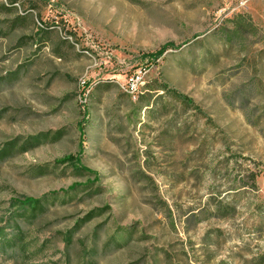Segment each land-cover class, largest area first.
<instances>
[{"label": "rangeland", "instance_id": "1", "mask_svg": "<svg viewBox=\"0 0 264 264\" xmlns=\"http://www.w3.org/2000/svg\"><path fill=\"white\" fill-rule=\"evenodd\" d=\"M166 85L200 111L140 109ZM10 142L6 234L12 199L60 193L22 219L33 255L0 264H254L264 0H0V153ZM79 154L97 178L60 161ZM74 184L87 185L61 193Z\"/></svg>", "mask_w": 264, "mask_h": 264}, {"label": "trees", "instance_id": "2", "mask_svg": "<svg viewBox=\"0 0 264 264\" xmlns=\"http://www.w3.org/2000/svg\"><path fill=\"white\" fill-rule=\"evenodd\" d=\"M169 47L177 49L180 46L169 44L167 46H164L159 51L149 54L148 57H154V59H158L164 54L165 49ZM162 90L163 93L157 95L154 102H151V98L153 97V95L145 94V93L139 94L138 96L139 101H142L145 98L148 99L146 104L140 106V109L146 107V109H149V112H152L153 107L155 103H157V101L163 100L165 98H171L174 100V102L179 103L185 109L193 108L196 111H200V108L195 104L193 99L179 92L178 90L171 88L167 85L164 86ZM87 117L88 115H85V118ZM16 145H17L16 142H10L7 145V147L2 148L0 153L1 158L4 160L7 157H10V155L14 153L15 151L14 149ZM60 161L63 163L67 162L73 165L76 169L81 170L85 173L95 175L96 176L95 178H97L98 176L96 172L86 167L82 163L81 154L69 155L64 157ZM88 184H90V182ZM86 185L87 184H74L69 189L62 190L61 193L68 194L70 191L76 190L78 187H82ZM59 193L60 192H50L49 194L45 195L43 198L17 197L12 199L14 210L12 211L11 215L7 220V226L12 227V234L8 236L5 232L6 227H0V252L6 253L8 257H10L16 262H22L28 260V258L33 255V252H35L36 249L34 248V246L32 248V245L26 242L27 232L23 228L22 219H27V215H31L33 218H36L39 215L43 214L48 208L47 206L49 201L52 200L54 202L58 196L57 194ZM73 234H74L73 231L67 232L68 244L72 240ZM253 262L254 264H264V255H260L257 258H254Z\"/></svg>", "mask_w": 264, "mask_h": 264}, {"label": "built area", "instance_id": "3", "mask_svg": "<svg viewBox=\"0 0 264 264\" xmlns=\"http://www.w3.org/2000/svg\"><path fill=\"white\" fill-rule=\"evenodd\" d=\"M139 79H140V76H139V75H136V76H135V81H134V78H133L132 86H130V89H131V91H132L133 93L137 91V89H135L134 85H135V82H138L137 80H139Z\"/></svg>", "mask_w": 264, "mask_h": 264}]
</instances>
